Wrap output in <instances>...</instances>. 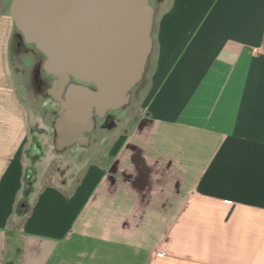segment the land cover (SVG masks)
<instances>
[{
  "label": "crops",
  "instance_id": "crops-1",
  "mask_svg": "<svg viewBox=\"0 0 264 264\" xmlns=\"http://www.w3.org/2000/svg\"><path fill=\"white\" fill-rule=\"evenodd\" d=\"M159 3L134 127L106 165L62 176L48 155L39 180L0 0V264L24 201L21 264H264V0Z\"/></svg>",
  "mask_w": 264,
  "mask_h": 264
},
{
  "label": "water",
  "instance_id": "water-1",
  "mask_svg": "<svg viewBox=\"0 0 264 264\" xmlns=\"http://www.w3.org/2000/svg\"><path fill=\"white\" fill-rule=\"evenodd\" d=\"M10 14L57 78L58 147L87 143L94 115L125 107L143 78L153 46L150 0H12ZM73 78L80 83L68 85Z\"/></svg>",
  "mask_w": 264,
  "mask_h": 264
},
{
  "label": "rangeland",
  "instance_id": "rangeland-1",
  "mask_svg": "<svg viewBox=\"0 0 264 264\" xmlns=\"http://www.w3.org/2000/svg\"><path fill=\"white\" fill-rule=\"evenodd\" d=\"M9 1L11 4L12 0ZM6 2L7 0H3L6 6H2V9L8 11L10 6H7ZM150 3L155 10L157 21L162 11V5L159 0H150ZM155 19L152 36L156 31ZM16 33L24 40L18 29ZM18 52L12 60V68L17 82V93L29 111L31 118L32 135L27 156L32 161L31 166L37 168L39 180L43 178L50 161L47 158L48 155H51L54 159L52 165H50L49 173L57 171L62 176L69 174L78 178L85 172L84 169L82 170V166L92 168L106 165L109 161L108 155L112 146L121 135L126 134L134 127L141 116L142 107L151 86L154 56L149 57L141 82L130 92L128 104L118 111L108 113L111 119L110 122H114L112 128L106 126L103 120L94 118L95 129L88 145L75 144L60 149L56 141L57 133L54 127L60 117V104L54 96L43 92L44 88L40 79V72L45 73V75L49 74L44 68L46 57L34 45L26 42L19 47ZM47 88L50 89V85ZM43 155L45 156L41 158ZM36 160L39 161L33 163ZM20 210H22L21 206H19L18 214L15 216L10 230V234L13 233L11 240H14L15 234V238L18 239L17 248L9 244L6 264H19L21 259V253L18 251L21 238L20 228L28 211L20 213Z\"/></svg>",
  "mask_w": 264,
  "mask_h": 264
},
{
  "label": "flooded vegetation",
  "instance_id": "flooded-vegetation-1",
  "mask_svg": "<svg viewBox=\"0 0 264 264\" xmlns=\"http://www.w3.org/2000/svg\"><path fill=\"white\" fill-rule=\"evenodd\" d=\"M23 43H25L24 40L22 38H19V47L21 45H23ZM40 79H41V85L44 88L43 89V92H46L48 95H52V96L55 97L54 83H55V81H56L57 78L56 77H53V76H51L49 74L48 75L47 74L45 75V73L42 74V72H40ZM76 83H80V82L78 80H76V79L73 78V79H71V81L69 82L68 85H70V84H76ZM49 85H50V89L47 88ZM68 85H67V87H68ZM88 86L94 90V86H92V85H88ZM63 97H65V93L63 94ZM108 113H106L104 116H100L98 114H95L94 115V118H98V119L103 120L105 122V125L106 126H109L112 122H110L111 119L108 116ZM93 132L92 133H89V134H85L86 137L88 138V142L87 143H81V142L78 141V142H74L70 146H73L75 144H81L83 146L88 145L89 144V141H90V138L93 135Z\"/></svg>",
  "mask_w": 264,
  "mask_h": 264
},
{
  "label": "trees",
  "instance_id": "trees-1",
  "mask_svg": "<svg viewBox=\"0 0 264 264\" xmlns=\"http://www.w3.org/2000/svg\"><path fill=\"white\" fill-rule=\"evenodd\" d=\"M36 174H35V171L34 170H28L27 171V177H26V181H27V186H28V191H30V189L32 188L33 184L35 183V180H36ZM20 206L22 207V210H20V213L21 212H24V211H28L29 209V205L27 204L26 201L22 202L20 204ZM13 233H11L9 235V244H11L14 248H17V244H18V239L15 238V235H14V240L12 241L11 239L13 238ZM20 246H19V252L22 253L23 251V241H22V238H20ZM6 264V263H5ZM19 264H21V262H19Z\"/></svg>",
  "mask_w": 264,
  "mask_h": 264
},
{
  "label": "bare ground",
  "instance_id": "bare-ground-1",
  "mask_svg": "<svg viewBox=\"0 0 264 264\" xmlns=\"http://www.w3.org/2000/svg\"><path fill=\"white\" fill-rule=\"evenodd\" d=\"M61 121H62V118L59 119L57 123L59 124V123H61ZM59 144H64V143L63 142H60Z\"/></svg>",
  "mask_w": 264,
  "mask_h": 264
}]
</instances>
